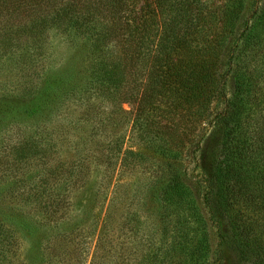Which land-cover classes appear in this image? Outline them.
I'll return each mask as SVG.
<instances>
[{
  "label": "trees",
  "instance_id": "trees-1",
  "mask_svg": "<svg viewBox=\"0 0 264 264\" xmlns=\"http://www.w3.org/2000/svg\"><path fill=\"white\" fill-rule=\"evenodd\" d=\"M51 33L87 49L88 93L107 97L117 109L133 106L135 141L168 164L195 163L201 152L209 157L198 180L220 253L238 264H264V0H0V60L18 57L37 70L23 95L33 96L31 105L18 104L20 125L42 121L59 96L83 88L77 65L53 70L41 64ZM52 150V142L37 137L16 147L18 163L53 167L38 175L31 195L15 193L19 202L38 205L45 219L12 209L8 223L0 222V264L63 258L57 250L68 227L58 216L87 179L74 161H54ZM132 156L145 159L130 149L121 163ZM168 176L156 197L204 227L183 175ZM200 230V238L176 233L169 250L139 264H206L207 231ZM22 239L32 244L23 259L17 253Z\"/></svg>",
  "mask_w": 264,
  "mask_h": 264
},
{
  "label": "rangeland",
  "instance_id": "rangeland-1",
  "mask_svg": "<svg viewBox=\"0 0 264 264\" xmlns=\"http://www.w3.org/2000/svg\"><path fill=\"white\" fill-rule=\"evenodd\" d=\"M67 38L51 33L48 58L40 59V62L46 69L53 70L77 65L82 70V76L77 79L81 86L88 75L84 73L88 67L87 49L81 43L77 44V40H74L75 45L70 44L72 41ZM20 60L18 57L0 60V103L4 107L0 109L11 113L0 112V222L8 223V213L17 207L34 215L36 220L45 219L38 212V205L21 203L15 194L24 190L25 194L31 195L38 175H46V170L53 167L47 166V162L42 165L34 161H16L19 143L37 137L46 143L52 142L54 161L66 160L71 164L74 161L80 165L77 169L80 178L87 179L84 187L72 190L68 206L58 216L63 215L61 219L68 232L65 233L66 243L57 250L63 256L61 261L55 259L57 264H139L143 258L151 261L155 253L164 254L170 249V241L178 232L188 234L190 238L202 237L200 225L207 231L210 249L206 264H238L234 257L220 253L216 230L209 222L203 204L202 183L198 179L201 173L207 172L209 164V157L204 156V152L195 163L188 160L186 164H168L159 153L135 141L130 123L135 112L133 106L123 103L119 111L107 97L88 93L85 84L74 93L59 96L42 121L29 120L20 125L18 104L31 105L33 96L23 95L30 90L25 92V87L37 73L29 68V63L25 65ZM130 149L142 153L144 161L132 156L128 165L122 164L121 158ZM118 157V163H115ZM195 164L200 166L197 168ZM171 171L183 175L203 217L204 227L192 220L191 213L179 217L173 206L168 210L159 196L156 197ZM187 215L190 220H186ZM21 241L17 253H22L23 259L30 256L32 244ZM42 251L48 253L47 245ZM78 259L82 263H77Z\"/></svg>",
  "mask_w": 264,
  "mask_h": 264
}]
</instances>
